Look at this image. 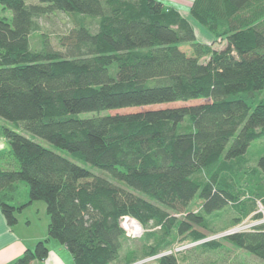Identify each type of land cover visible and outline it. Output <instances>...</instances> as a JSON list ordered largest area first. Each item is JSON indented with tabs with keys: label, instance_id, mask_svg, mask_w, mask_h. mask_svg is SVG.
<instances>
[{
	"label": "trees",
	"instance_id": "trees-1",
	"mask_svg": "<svg viewBox=\"0 0 264 264\" xmlns=\"http://www.w3.org/2000/svg\"><path fill=\"white\" fill-rule=\"evenodd\" d=\"M0 10V120L9 145L0 210L9 226L42 201L48 237L74 264H116L124 216L158 227L143 250L155 264H179L163 254L175 238L211 249L224 239L264 262L263 224L206 241L197 229L236 201L229 181L252 141L264 137V0H192L189 16L209 44L160 0H0ZM56 12L73 22L59 38L62 50L38 22ZM218 39L225 46L216 50ZM89 112L96 114L78 116ZM256 166L262 179L252 194L264 204V156ZM47 255V240L39 241L13 264ZM134 260L133 251L123 257Z\"/></svg>",
	"mask_w": 264,
	"mask_h": 264
},
{
	"label": "rangeland",
	"instance_id": "rangeland-1",
	"mask_svg": "<svg viewBox=\"0 0 264 264\" xmlns=\"http://www.w3.org/2000/svg\"><path fill=\"white\" fill-rule=\"evenodd\" d=\"M163 4L167 6L178 7L184 9L185 4L188 1L192 0H160ZM26 3H36V0H25ZM184 13V12H183ZM3 13L0 10V15ZM4 15V14H3ZM185 18L192 21L194 26V30L196 36L199 40L204 43L209 44L211 38L207 31H205L201 26H199L195 21H193L188 13H185ZM10 18V13L7 15ZM39 26L41 28L40 32L44 33L47 40L50 42L52 47L57 50H62L59 44V38L65 36L69 32V30L73 27L72 20L64 13L56 12L51 14L48 17L41 18L38 20ZM89 26L91 29H95V23L91 20L87 19ZM212 44V43H211ZM225 46L223 40L218 39L215 43L212 44V47L216 50L222 49ZM180 49L190 54V49L188 46L182 45ZM262 94H264V88L262 90ZM204 101H200L199 103H203ZM194 104V103H191ZM102 113V112H101ZM93 112L89 113H81L79 114V118H90L93 116ZM11 129H16L14 125L10 126ZM17 132L20 130L17 129ZM21 133V132H20ZM29 135V134H27ZM29 137L33 141H38L44 147H47L53 151H56L63 157L71 159L70 154L61 150L52 144L43 141L33 135H29ZM264 156V137L252 141L250 146L248 147L246 153L244 154L243 163L244 166L239 172L237 177H232L229 183L232 186L233 195L237 196L236 201H228L227 204L221 211L213 212L211 215H207L206 225L197 227V229L206 236L203 241L217 239L221 236H224L231 229H238V231H246L252 229L254 226L263 224L264 225V204L260 198L255 197L252 192H255V187H258L260 184L257 183L258 180L262 179V175L257 172H253L258 170L257 161L260 157ZM5 161H9L8 157L5 158ZM76 162V161H74ZM79 165L85 166L93 173H100V170L91 167L89 165H83L80 162H77ZM39 202V203H36ZM44 204L42 201H35L32 205V208L35 210L37 207L36 204ZM45 206V205H44ZM201 206V201H195L189 207L190 211L196 213L199 212ZM40 208V207H38ZM240 210V212L238 211ZM248 210V214L242 218L237 225H235V218L239 217L240 214L244 211ZM46 212L41 210L40 213L36 216L35 220L38 219V225H40V219L46 220ZM259 218L256 219L255 216ZM178 218L179 215H178ZM235 225V226H234ZM36 228V227H35ZM143 234L137 238H129L126 236V240L123 244V248L121 251V257L116 264H124L123 257L126 255V252L133 251L136 256L135 263L133 264H155V257H148L143 255L144 247L147 244H152L153 239L147 238L149 233H158V227H154L151 223L146 226H143ZM202 242V241H201ZM219 247L215 249L197 246L200 242H189L188 240H181L179 238H175L170 241L169 248L163 254L173 253L178 259L179 264H264L263 261L256 258L255 256L248 254L235 246H233L228 241L221 239L218 241ZM171 251V252H170ZM163 254H159L163 255ZM158 256V255H157Z\"/></svg>",
	"mask_w": 264,
	"mask_h": 264
},
{
	"label": "crops",
	"instance_id": "crops-1",
	"mask_svg": "<svg viewBox=\"0 0 264 264\" xmlns=\"http://www.w3.org/2000/svg\"><path fill=\"white\" fill-rule=\"evenodd\" d=\"M183 4H185L184 9L174 8L185 17V13L189 14L191 1ZM3 124L2 120H0V156L2 154L7 155L9 150L7 140L1 133ZM0 167L7 168L4 155L0 157ZM26 190L24 189V192H21L22 197H20L18 202H24L27 198ZM14 203L17 204V200ZM33 204L34 202L16 213V223L12 226L7 224L0 210V264H13L27 249L32 250L37 242L43 240H47L48 255L43 261H32L31 264H74L65 246L48 237V216L46 213V220L40 219V225H38V219L35 220L41 210L45 212L44 204H36L37 208L35 210L32 208Z\"/></svg>",
	"mask_w": 264,
	"mask_h": 264
},
{
	"label": "built area",
	"instance_id": "built-area-1",
	"mask_svg": "<svg viewBox=\"0 0 264 264\" xmlns=\"http://www.w3.org/2000/svg\"><path fill=\"white\" fill-rule=\"evenodd\" d=\"M120 226L124 230L125 235L129 238H137L143 234V227L132 217L124 216L120 219ZM239 232L238 229H231L225 235Z\"/></svg>",
	"mask_w": 264,
	"mask_h": 264
}]
</instances>
